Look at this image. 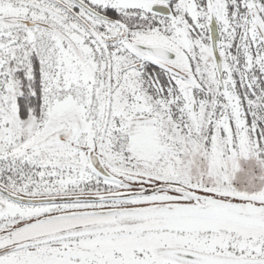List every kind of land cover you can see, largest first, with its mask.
<instances>
[{"label": "snow or ice", "instance_id": "6c2138e0", "mask_svg": "<svg viewBox=\"0 0 264 264\" xmlns=\"http://www.w3.org/2000/svg\"><path fill=\"white\" fill-rule=\"evenodd\" d=\"M0 264H264V0H0Z\"/></svg>", "mask_w": 264, "mask_h": 264}]
</instances>
